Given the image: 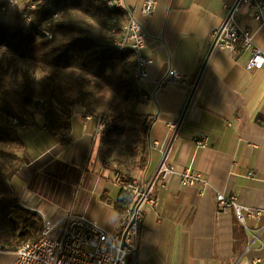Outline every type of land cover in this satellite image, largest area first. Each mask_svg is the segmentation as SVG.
Here are the masks:
<instances>
[{"label":"crops","instance_id":"crops-1","mask_svg":"<svg viewBox=\"0 0 264 264\" xmlns=\"http://www.w3.org/2000/svg\"><path fill=\"white\" fill-rule=\"evenodd\" d=\"M144 1L126 0L128 11L148 33L143 54L152 60L147 78L140 81L146 99L142 109L155 118L149 144H165L167 161L177 173L166 188L158 189V207L146 208L139 245L129 262H264V67L248 69L247 50L217 51L204 63L211 31L223 23L225 5L234 0H155L149 17L142 11ZM238 21L254 31L264 50V24L250 7H241ZM171 69L184 78L166 80ZM176 119L183 125L174 134L168 122ZM97 126L79 106L71 127L61 132L38 116L24 132L21 154L27 161L12 180L19 204L54 223L73 209L110 231L119 230L122 192L114 168L101 158L95 161ZM200 137H207L205 146L197 144ZM149 150L148 171L153 174L163 153ZM186 168L210 181L204 194L198 186L182 185L180 173ZM218 192L235 195L262 213L246 215L243 222L233 206L218 208ZM13 257L14 250L1 252L0 264Z\"/></svg>","mask_w":264,"mask_h":264},{"label":"trees","instance_id":"trees-1","mask_svg":"<svg viewBox=\"0 0 264 264\" xmlns=\"http://www.w3.org/2000/svg\"><path fill=\"white\" fill-rule=\"evenodd\" d=\"M30 12L34 23L24 21L19 12L6 20L8 13L0 9V248L14 251L37 238L44 228V219L38 213L19 204L12 185L27 161L21 153L28 126L38 116H44L53 131L67 130L78 106L97 125H109L115 118L114 100L119 99L134 114L146 100L140 81L134 77V51L116 43L123 37L125 11L90 0H45ZM7 49L24 61L51 70L38 93L28 73H23L19 82L3 66L1 57ZM57 71L76 74L70 93L57 82ZM144 114L142 129L149 138L155 118ZM149 159L147 150L135 163L138 174L147 168ZM117 169L114 172L134 176ZM123 208L124 200L121 212Z\"/></svg>","mask_w":264,"mask_h":264},{"label":"built area","instance_id":"built-area-1","mask_svg":"<svg viewBox=\"0 0 264 264\" xmlns=\"http://www.w3.org/2000/svg\"><path fill=\"white\" fill-rule=\"evenodd\" d=\"M44 1L0 0V9L6 13L16 10L24 21L34 23L30 10L38 8ZM90 1L126 12L127 22L123 28V37L116 39V43L121 48L130 47L134 51L136 58L134 77L139 81L145 80L148 76L147 66L152 60L143 54L148 38L143 24L136 19L132 11H128L126 0ZM243 5L250 7L255 18L264 24V0H234L233 3L226 4V16L223 23L211 31L212 40L204 63L217 51L247 50L250 51L247 68L264 67V50L256 44L254 31L239 24L238 14ZM154 7L155 0H145L142 6L144 15L147 17L152 15ZM57 16L58 14L55 13L54 17ZM46 34L52 37L49 31H46ZM181 78H184V75L175 69H171L165 77L170 81ZM194 79L196 80V76ZM182 125V119L168 122L174 134L181 130ZM196 142L199 146H205L207 137H200ZM150 149L160 150L163 153V158L157 164L153 174H149V164L145 170L135 176H130L123 171L114 172V181L120 187L124 200L119 230L110 231L95 219L75 213L72 209L57 223L44 219L42 232L37 238L24 243L14 251V257L9 264H130V258L139 245L146 208L158 207L160 203L158 189L166 188L172 176L177 173L167 161L164 143L155 140L150 144ZM180 175L182 185L198 186L202 194L210 185L206 177L192 168H186ZM217 204L220 210H227L229 206H233L243 222L246 215L258 217L262 213V210L239 202L235 195H226L223 192L217 193ZM125 235L126 245L122 246ZM257 239L258 234H254L253 241ZM4 251L6 250L0 248V253ZM242 264H264V262L262 259L255 258L244 261Z\"/></svg>","mask_w":264,"mask_h":264},{"label":"rangeland","instance_id":"rangeland-1","mask_svg":"<svg viewBox=\"0 0 264 264\" xmlns=\"http://www.w3.org/2000/svg\"><path fill=\"white\" fill-rule=\"evenodd\" d=\"M15 13L16 10L8 12L6 20H11L12 17L16 16ZM2 15L4 16L3 13ZM90 27L96 32L97 29L94 25L90 24ZM1 62L11 74L17 77L19 82L22 81L23 73H28L36 93L40 91L46 76L52 73L48 68L22 60L8 49L4 51ZM54 75L57 82L63 86L67 93H70L72 79L76 74L57 71ZM37 99L38 96H36ZM113 104L115 118L108 122L109 125H98L94 134V142L97 147V159L95 161L98 162L103 157L102 161L105 164H110L114 170H118L117 168L124 169L135 176V173L139 172L136 170L135 163L140 160L143 152L150 149V140L142 129L145 114L140 106L137 109L138 113L134 114L131 108L122 104L119 99L114 100ZM103 162L100 160L99 164ZM135 253L131 259L134 258Z\"/></svg>","mask_w":264,"mask_h":264},{"label":"water","instance_id":"water-1","mask_svg":"<svg viewBox=\"0 0 264 264\" xmlns=\"http://www.w3.org/2000/svg\"><path fill=\"white\" fill-rule=\"evenodd\" d=\"M122 197H123V195H122ZM125 245H126V235L124 236L123 243H122V246H125Z\"/></svg>","mask_w":264,"mask_h":264}]
</instances>
